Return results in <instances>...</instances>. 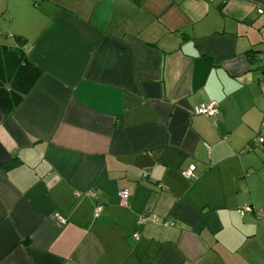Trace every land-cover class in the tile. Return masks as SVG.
<instances>
[{
  "label": "crops",
  "instance_id": "obj_1",
  "mask_svg": "<svg viewBox=\"0 0 264 264\" xmlns=\"http://www.w3.org/2000/svg\"><path fill=\"white\" fill-rule=\"evenodd\" d=\"M260 6L0 0V264H264Z\"/></svg>",
  "mask_w": 264,
  "mask_h": 264
},
{
  "label": "built area",
  "instance_id": "obj_2",
  "mask_svg": "<svg viewBox=\"0 0 264 264\" xmlns=\"http://www.w3.org/2000/svg\"><path fill=\"white\" fill-rule=\"evenodd\" d=\"M257 13L264 15V7H258L257 8ZM255 61L259 64L260 67H262V69H264V59H259V57L255 58ZM262 77H264V73H262ZM191 113L192 114H202L205 115L207 117H215L218 114V108H217V101L216 100H208L206 102H202L199 104L194 105L191 108ZM264 143V135L259 134L256 135L255 137L252 138V140L250 141V143L247 145V149H250L251 147L254 146H258L260 144ZM239 153H242V151H240ZM194 170H195V166L193 164L188 165L187 168H185L183 171H181V174L184 178L186 179H192L194 177ZM118 198H119V205L120 206H127L128 203V194L126 192V190L124 189H120L118 190ZM101 209V205H97L96 209H95V213L97 214ZM255 212L256 215H261L262 210H254L252 209V207L250 206H245L243 207L240 212L244 213V212ZM56 218L58 221L60 222H65L64 218L62 216H60V214H56ZM152 220L156 221L157 217L156 216H152ZM150 221V217L149 216H145V215H140L138 217V223H146ZM167 224H171L170 221H164ZM132 236L137 239L138 234L137 233H133Z\"/></svg>",
  "mask_w": 264,
  "mask_h": 264
}]
</instances>
